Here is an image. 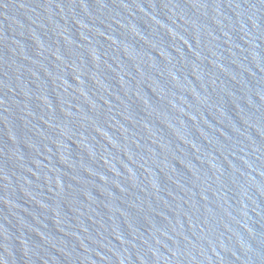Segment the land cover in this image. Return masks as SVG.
Masks as SVG:
<instances>
[{
  "label": "water",
  "instance_id": "water-1",
  "mask_svg": "<svg viewBox=\"0 0 264 264\" xmlns=\"http://www.w3.org/2000/svg\"><path fill=\"white\" fill-rule=\"evenodd\" d=\"M0 264H264V0H0Z\"/></svg>",
  "mask_w": 264,
  "mask_h": 264
}]
</instances>
